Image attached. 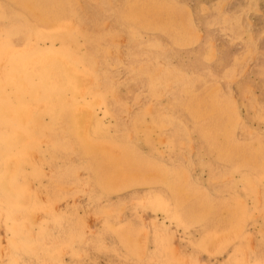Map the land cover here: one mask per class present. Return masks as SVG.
<instances>
[{"label":"rangeland","instance_id":"1","mask_svg":"<svg viewBox=\"0 0 264 264\" xmlns=\"http://www.w3.org/2000/svg\"><path fill=\"white\" fill-rule=\"evenodd\" d=\"M52 1L62 9L59 22L42 0H0V49L12 36L4 14L14 12L28 20L23 56L40 50L78 64L90 60L92 91L60 94L106 136L97 137L96 156L56 154L47 138L29 146L23 174L36 206L25 223L29 236L41 229L53 235L56 220L74 235L59 242L58 258L36 256L43 264H137L128 249L156 261L167 246L170 264H264V0ZM11 60L0 67L2 80L11 77ZM21 73L28 88L42 80L32 70ZM19 99L12 83L0 96L11 105ZM54 110L41 104L37 120L51 125ZM103 184L123 189L112 192L110 185L104 193ZM204 200L214 215L206 216ZM20 215L18 221L26 219ZM0 222V264H11L17 250L9 222ZM99 235L102 245L94 246Z\"/></svg>","mask_w":264,"mask_h":264},{"label":"bare ground","instance_id":"2","mask_svg":"<svg viewBox=\"0 0 264 264\" xmlns=\"http://www.w3.org/2000/svg\"><path fill=\"white\" fill-rule=\"evenodd\" d=\"M42 1H43V6H42V3L39 2L41 7L45 8L48 11V13L51 15L50 16L51 18L52 17L56 18L57 21L59 22V20L62 17V9H60V7L57 4H55V2H53L52 0H50L49 3L45 2L44 0H42ZM45 5H47V6H45ZM38 15L39 14H37L36 16H38ZM142 15H144V14H142ZM4 17L8 19V23L10 24L9 27H10V31L12 33V36L8 40L7 45L4 48L1 47V49H0V67L3 65V63L5 61L12 59L11 61H13L12 62L13 72L11 74V77H7L5 80H2V78L0 76V96H1L5 86L9 83H12L14 85L15 91L18 94V96L20 97V99H19L18 103L17 104L15 103L14 105L0 101V123L3 122V126L5 128L4 129L5 130L4 136L0 138V217L4 218V222L5 221L9 222V229L11 230V233H12V235H11V238H12L11 246L13 247L12 250H17L16 251L17 254L14 253L15 257L12 259V261L10 263L11 264H28L27 262L21 261L23 256L18 255V250H19V251H22V253H24L25 255L31 256L30 258L33 259V261H34V262L30 261L31 264H43L44 260L42 261L40 257L44 258L45 260H46V258H53L51 260L58 258V253L56 252V249L60 245L59 242L61 241L63 244H66L65 241L69 242L70 241L69 239H72V237H74V235H72L71 233L66 231V229L63 230L61 227L62 224L56 220L57 223L56 222L55 223L57 224L56 226H58V228L56 230L57 232L54 233L53 235H49L47 237L46 232L43 229H41L40 232L35 237L29 236V234L26 230L27 226L25 225V223L30 222V218H31L30 214H32L31 211H33L36 208V206H34V203H35L34 202V194L32 193V191L30 192V190L28 188V180L26 179V177L23 174V170H24L23 167L25 165H30L29 146H33V147L37 146L42 141V139L47 138L48 141L50 142V148L56 154H60V155H64L65 153L67 154L68 152L66 151V149L72 150V151H75L77 149V150H80L81 152H83L84 154H87V152L95 154L96 150H97V146H98V145L96 146V140H99V138H97V137H101V136L103 137L106 135H105V130H104V134H103L102 132H97L96 130L90 128L91 127V126H89L90 124L88 125V123L82 117L81 112H79L78 106H76L74 103H70V105L67 104L66 100H64L60 94L61 90H65L66 88H70V89H72L76 92H79V93H84L85 91H87V92L92 91L91 88L87 90L86 78L96 77V74L94 73V70H93L94 69V67L92 65L93 63H91L90 60L88 62H86V60L84 59V61L82 63L78 64V63H75V62L69 60L68 58H66L62 55L60 56V55H56L53 53L45 54L44 52H40V50L33 53V54H28V55L23 56L22 54L26 53L27 49H28L27 44H26V42H27L26 25L28 24V20H23L22 18H19L20 16L14 12L13 13L9 12V14L5 13ZM27 17L29 18V16H27ZM38 18H40V17H38ZM40 19H39V21H40ZM29 21L33 22V19H31ZM51 24H53V23H51ZM59 27H62V26H59ZM48 28H49V26H48ZM54 28H56V27H53V29ZM50 29H52L51 26H50ZM50 33H52V32H50ZM31 39H32V37H31ZM32 40H31V42H32ZM157 57H159V56H157ZM28 58H32L33 61L32 62H26V59H28ZM94 58H93V60H94ZM29 70H32L35 73H38L42 76V80L39 83V85L34 86L33 89L28 88L21 80V74H22L21 72L22 71H29ZM96 81H98V80H96ZM29 89H31V90H29ZM24 97H25V100H24ZM41 104H43V105L48 104L51 107H53V109H55L53 111V122L51 125H47V126L43 125L36 118L37 109H38V107H40ZM8 120L17 121L19 125L17 127L9 125V123H7ZM63 139H66V140H63ZM71 139L77 143V144L75 143L76 146L72 145L70 143ZM100 141H101V139H100ZM121 143L122 142H118L117 145L121 146ZM123 145H124V143H123ZM124 149H125V147H124ZM94 156H96V154ZM142 157H144V156H142ZM85 162H87V161H85ZM97 162H98V159H97ZM114 162H115V160H114ZM122 162L124 165L123 160H122ZM59 165H61V164H59ZM177 165L178 164H176V166ZM138 166H140V165H138ZM67 167H68V165H67ZM84 167H86V166H84ZM52 169H54V168H52ZM101 170H102V168H101ZM128 174H129V172H128ZM123 177H125V176H123ZM123 179L125 180V178H123ZM118 180H116V181H118ZM143 180H144V178H143ZM143 180L140 179L139 181H143ZM245 181L249 182L250 178L246 177ZM144 182H147V181H144ZM126 183H127V181H126ZM176 183H177V181H176ZM128 184H129V182H128ZM135 184H136V182H135ZM145 184L146 183H143V185H145ZM110 185L111 184H108V185L105 184L102 188V191L104 193L107 192V189ZM118 185L119 184L115 185V186H117V188H112L113 186L111 185L110 190H112V192L118 191V189H119L118 187H120ZM125 185L123 184V186H125ZM132 186H134V183ZM136 186L138 187V184ZM50 187L53 188L52 189V192H53L55 190V187H52V186H50ZM126 187H129V186H125V188ZM175 187H178V186H175ZM120 188L123 189V187H120ZM172 189H174V188H172ZM172 191L173 190H171V192ZM59 192H62V191H59ZM155 192H157V191H155ZM175 192H176V190H175ZM42 194H43V191H42ZM57 194H58V192L56 190L55 195H57ZM163 194H165V193H163ZM214 195H216V194H214ZM156 196H158V195H156ZM227 196H228V194H227ZM191 198H193V197H191ZM218 198H220V197H218ZM46 199H48V198H46ZM55 199H57V198H55ZM157 199H160V197ZM189 199H190V197H189ZM189 201H191V200H189ZM156 203L159 205L161 203V200H157ZM165 203H166V201H165ZM36 204H37V206H39L38 203H36ZM200 204L203 205L204 211H207L209 213V214H206V216H209L211 214L214 215V213H213L214 210L210 207V203L208 201L204 200V201L200 202ZM262 205H263V203H262ZM170 206H171V204H170ZM230 207H231V204H230ZM94 208H96V205ZM220 209H222V207H220L219 210ZM247 209H249V208H247ZM173 210H174V208H173ZM185 210H186V208H185ZM17 214H19V215L25 214L26 219L22 220V221H18V219H16ZM34 215H35V213H34ZM173 215H174V213H173ZM134 218H135V216H134ZM229 218H230V216H229ZM135 220H136V218H135ZM125 223H127V222H125ZM133 226H135V225H133ZM217 227H218V225H217ZM212 230H213V228H212ZM230 231H231V229H230ZM207 232H208V230H207ZM75 233H76V231H75ZM212 235H213V233H212ZM240 235H242V234H240ZM83 236H84V234H83ZM209 236H211V235H209ZM102 237H103L102 235H99L98 237H96V239L92 240V244L94 246L96 243H98V244L100 243L102 245V241H103L101 239ZM88 238H90V237H88ZM204 238H202V239H204ZM156 239H158V237H156ZM120 240H122V239H120ZM116 241H117V238H116ZM144 241H145V239H144ZM210 242H212V241H210ZM122 243H123V241H122ZM140 243H142V242H140ZM202 243H203V241H202ZM75 244H76V242H75ZM261 244H262V242L259 243V246L262 247ZM139 246H140V244H139ZM115 247H113V248H115ZM136 247H137V245H136ZM166 247H164V246H162L161 248L159 247L160 250H158V252L161 251L162 259L161 258H160L161 260L156 259V261H152L151 259H145L144 258L145 255L143 256L142 252L140 250L133 251L131 249H128L129 251H127L126 250L127 247L125 250L127 251V257L129 256V258H133L135 263H137V264H170L169 256L166 253ZM217 247L219 248V245L216 246V248ZM60 248H62V247H60ZM142 248L143 247H141V250H142ZM10 249H8V250H10ZM138 249H140V248L138 247ZM199 249H200V247H199ZM68 250H67V252H68ZM85 250H86V248H85ZM89 250H91V249H89ZM204 250L202 249V251H204ZM8 253H9V251H8ZM182 253H183V251H182ZM87 254H89V253H87ZM36 255H39L40 257H38ZM6 257H7V255H6ZM157 258H159V257L157 256ZM239 258H241V257H239ZM100 259H102V258H100ZM10 260H11V257H10ZM62 263H64V262H62ZM111 263H114V262H111ZM111 263H109V264H111ZM129 263H130V261H129ZM99 264H100V262H99Z\"/></svg>","mask_w":264,"mask_h":264}]
</instances>
